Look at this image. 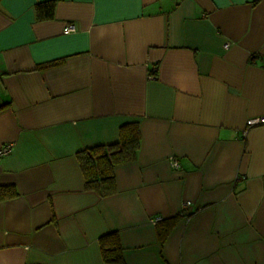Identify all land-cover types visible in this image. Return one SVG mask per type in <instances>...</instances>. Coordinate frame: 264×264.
I'll return each instance as SVG.
<instances>
[{
  "label": "crops",
  "instance_id": "crops-1",
  "mask_svg": "<svg viewBox=\"0 0 264 264\" xmlns=\"http://www.w3.org/2000/svg\"><path fill=\"white\" fill-rule=\"evenodd\" d=\"M262 116L264 0H0V264H105L110 231L123 264H264ZM132 122L86 190L76 153Z\"/></svg>",
  "mask_w": 264,
  "mask_h": 264
},
{
  "label": "trees",
  "instance_id": "trees-1",
  "mask_svg": "<svg viewBox=\"0 0 264 264\" xmlns=\"http://www.w3.org/2000/svg\"><path fill=\"white\" fill-rule=\"evenodd\" d=\"M49 6L50 9L42 11L41 3L37 4L38 16L52 15L53 4L49 3ZM138 149V123L132 122L120 126L118 139L115 142L93 145L78 151L76 158L83 174L85 189L95 191L104 197L112 195L116 191L113 168L134 161ZM17 195L18 191L13 185L0 186V200L15 198ZM172 224L173 221L168 220L159 231L161 243ZM98 242L105 264H123V247L116 231L103 234L99 237Z\"/></svg>",
  "mask_w": 264,
  "mask_h": 264
},
{
  "label": "built area",
  "instance_id": "built-area-1",
  "mask_svg": "<svg viewBox=\"0 0 264 264\" xmlns=\"http://www.w3.org/2000/svg\"><path fill=\"white\" fill-rule=\"evenodd\" d=\"M63 33L65 34H69V33H72V32H75L76 31V26L73 24V23H69V24H66L64 27H63ZM256 123H264V116L258 118L256 120ZM12 144H4L3 146L0 147V157H4L6 155H8L11 151H12ZM170 164L174 167H177V162L174 160V159H170L169 160ZM161 220V218L159 217H156V218H152L150 220V223L155 225L157 222H159Z\"/></svg>",
  "mask_w": 264,
  "mask_h": 264
}]
</instances>
